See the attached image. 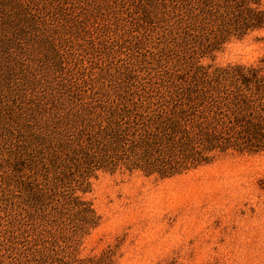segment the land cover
Segmentation results:
<instances>
[{
  "label": "trees",
  "instance_id": "1",
  "mask_svg": "<svg viewBox=\"0 0 264 264\" xmlns=\"http://www.w3.org/2000/svg\"><path fill=\"white\" fill-rule=\"evenodd\" d=\"M125 28L159 34L132 44ZM263 28L264 0H0L1 250L15 264H101L78 257L100 224L83 199L98 173L168 179L264 152V59L215 63ZM95 31L139 68L142 48L154 74L84 77L77 40Z\"/></svg>",
  "mask_w": 264,
  "mask_h": 264
},
{
  "label": "rangeland",
  "instance_id": "2",
  "mask_svg": "<svg viewBox=\"0 0 264 264\" xmlns=\"http://www.w3.org/2000/svg\"><path fill=\"white\" fill-rule=\"evenodd\" d=\"M44 29L58 44L50 33L54 28ZM125 29L136 30L128 35L132 44L152 42L159 34ZM80 34L81 41L71 39L81 42L84 77L113 84L127 75L154 74L153 58L138 46L132 52L146 64L143 68L131 65L128 50L108 53L106 42L117 41L112 31L105 38L93 32V43L88 34ZM260 59H264V28L231 39L215 55L216 64H253ZM3 160L0 154V197L6 176ZM91 184L83 199L100 217V224L83 240L79 258L95 257L101 264H264V152L225 156L168 179L100 172ZM12 257L0 248V261L15 264Z\"/></svg>",
  "mask_w": 264,
  "mask_h": 264
}]
</instances>
